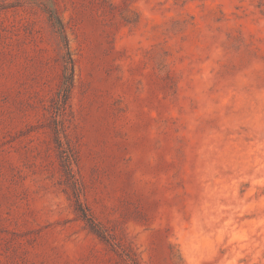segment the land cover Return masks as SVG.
Masks as SVG:
<instances>
[{
    "label": "rangeland",
    "instance_id": "obj_1",
    "mask_svg": "<svg viewBox=\"0 0 264 264\" xmlns=\"http://www.w3.org/2000/svg\"><path fill=\"white\" fill-rule=\"evenodd\" d=\"M0 264H264V0H0Z\"/></svg>",
    "mask_w": 264,
    "mask_h": 264
},
{
    "label": "trees",
    "instance_id": "obj_2",
    "mask_svg": "<svg viewBox=\"0 0 264 264\" xmlns=\"http://www.w3.org/2000/svg\"><path fill=\"white\" fill-rule=\"evenodd\" d=\"M53 26L58 30V31H61L63 30V25L61 23V21L59 20V18H56V17H53ZM64 49L65 51L68 50V47L64 46ZM68 52V51H67ZM68 54V53H66ZM65 62V70H66V73H68V78L67 80H65V83H64V87H63V93H65V96L66 98L69 97V93H70V88L72 87V79H73V62L71 60V58H66V60L64 61ZM65 98V99H66Z\"/></svg>",
    "mask_w": 264,
    "mask_h": 264
}]
</instances>
